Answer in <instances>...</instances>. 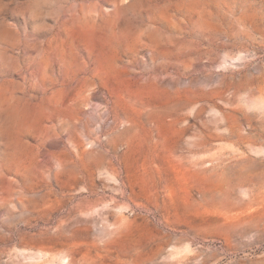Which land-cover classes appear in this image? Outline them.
I'll return each mask as SVG.
<instances>
[{
  "label": "rangeland",
  "instance_id": "1",
  "mask_svg": "<svg viewBox=\"0 0 264 264\" xmlns=\"http://www.w3.org/2000/svg\"><path fill=\"white\" fill-rule=\"evenodd\" d=\"M0 264H264V0H0Z\"/></svg>",
  "mask_w": 264,
  "mask_h": 264
},
{
  "label": "built area",
  "instance_id": "2",
  "mask_svg": "<svg viewBox=\"0 0 264 264\" xmlns=\"http://www.w3.org/2000/svg\"><path fill=\"white\" fill-rule=\"evenodd\" d=\"M101 112L102 114L106 113L105 109L104 110L102 109ZM112 126H114V123L111 119L108 118L104 123V127L110 128ZM121 126H122L121 124L117 125V127H121ZM94 130H95L94 134L99 136V143L106 140L108 133L106 131H102V126L94 125ZM87 140H88L89 147L96 144L93 137H87Z\"/></svg>",
  "mask_w": 264,
  "mask_h": 264
},
{
  "label": "bare ground",
  "instance_id": "3",
  "mask_svg": "<svg viewBox=\"0 0 264 264\" xmlns=\"http://www.w3.org/2000/svg\"><path fill=\"white\" fill-rule=\"evenodd\" d=\"M62 261H64V260H62Z\"/></svg>",
  "mask_w": 264,
  "mask_h": 264
}]
</instances>
